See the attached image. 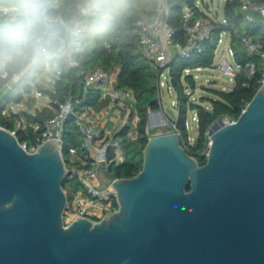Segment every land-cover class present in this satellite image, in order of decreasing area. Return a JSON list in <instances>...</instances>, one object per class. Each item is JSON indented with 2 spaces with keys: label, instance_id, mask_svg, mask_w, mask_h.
Returning <instances> with one entry per match:
<instances>
[{
  "label": "water",
  "instance_id": "obj_1",
  "mask_svg": "<svg viewBox=\"0 0 264 264\" xmlns=\"http://www.w3.org/2000/svg\"><path fill=\"white\" fill-rule=\"evenodd\" d=\"M208 134L201 164L157 129L142 169L113 181L118 209L66 224L60 139L31 152L0 125V264H264V84Z\"/></svg>",
  "mask_w": 264,
  "mask_h": 264
},
{
  "label": "trees",
  "instance_id": "obj_2",
  "mask_svg": "<svg viewBox=\"0 0 264 264\" xmlns=\"http://www.w3.org/2000/svg\"><path fill=\"white\" fill-rule=\"evenodd\" d=\"M54 0H44L43 6H48ZM58 8H48L52 14L62 13L66 16L77 14L86 24L84 51L74 54L79 65L71 66L66 58L59 59L61 78L54 86H49L37 81L39 74L44 72L46 63H25L0 69V90L8 83H12L9 90L0 97V125L16 131L21 143L26 142L31 146L36 142L46 129L48 121L54 116V108L58 102H64L70 96L82 97L84 74L101 66L107 70L118 72L116 87L119 89H132L137 97L136 110L139 116L137 123L138 135L134 139L128 138L131 124L125 125L118 133L121 139V148L125 153V159L120 163H112L106 172L109 178L133 177L143 167V150L149 141L148 125L150 110H159L161 106L154 101L159 95V70L151 67L144 57L140 43V32L135 22L140 17L151 16L158 0H105L101 4L104 17L84 14L80 6L87 4L88 0H58ZM198 0H172L170 22L177 29L176 40L185 41L183 32L182 7L188 4L195 10L196 17L207 16L201 7L196 5ZM213 1V0H212ZM263 3L264 0H255ZM225 19L215 22V29L211 38L206 41L202 53H194L189 58L176 57L170 64V77L172 84L179 92V114L175 123L181 132L182 141L187 139L188 111L196 110L199 116L198 137L195 145L187 151L195 156L201 164L207 160L203 152L207 149L210 127L220 118L229 117L238 119L248 103L254 97L262 85L261 79L264 71V59L257 53H251L242 43V38L251 37L255 42L261 43L264 49V18L257 16L256 21H249L242 10V0H227L224 6ZM223 33L230 36V46L235 52V61L243 66L242 72L237 76L233 88L223 91L214 90L216 98L208 99L210 108L204 104L190 102L189 96L183 90L182 76L185 68L213 67L219 39ZM110 44V47L107 46ZM255 64V74L250 75L247 66ZM185 79L196 87V81L192 75H185ZM49 97L51 103L43 108H36L34 113L24 112L23 122L26 129L16 126V117H7L3 111L14 103H20L31 92L33 86ZM29 96L28 99H32ZM110 96L101 98L100 89L89 91L77 108L84 109L91 106L97 110L107 107ZM39 125L36 129L35 126ZM63 152L68 154L70 146L81 150L83 140L79 127L74 118L69 117L64 125ZM114 153H110L112 158ZM69 200L81 188L77 178L66 177L63 184ZM118 208V202L115 200Z\"/></svg>",
  "mask_w": 264,
  "mask_h": 264
},
{
  "label": "built area",
  "instance_id": "obj_3",
  "mask_svg": "<svg viewBox=\"0 0 264 264\" xmlns=\"http://www.w3.org/2000/svg\"><path fill=\"white\" fill-rule=\"evenodd\" d=\"M227 0H225L226 2ZM196 5L199 7H206L207 16L196 17L195 10L188 4L182 7L183 32L185 34V41L176 40L177 29L170 22L172 0H158L156 7L153 9L151 16L140 17L136 20L135 26L140 32L139 43L144 57L148 60L151 67L159 70V103H161V86L165 83L161 79L170 75V64L174 58H189L194 53H202L206 41H208L215 29V22L225 19L215 18L218 14L213 8V1L198 0ZM59 1L54 0L48 8H58ZM46 7V9L48 10ZM84 14H91L95 7L89 4L80 6ZM242 10L245 17L249 21H256L257 16L264 18V2L258 3L255 0H242ZM98 11H103L101 5ZM58 19L68 22L69 26L75 32L73 43L67 48L64 55L58 57L53 61L46 63L44 72L38 75L37 81L49 86H54L61 78V68L58 66V60L66 58L71 66H78L79 63L74 58V54L84 51V40L86 35L87 24L77 15L66 16L62 13L53 14ZM223 33L219 39V46L223 43ZM242 43L247 47L251 53H257L264 59V49L261 43L255 42L251 37H243ZM110 47V44L107 43ZM228 52L223 53L217 62V66L221 71L228 75L231 83H236L237 76L242 72L243 66L238 64L235 59V52L233 48L228 45ZM204 67H196L201 70ZM194 68H185V75H192L196 81L195 75L192 74ZM169 70V73L165 72ZM247 70L250 75L255 74V64H249ZM118 72L116 70H107L101 66L94 68L84 74V85L82 97L70 96L64 102H58L54 108V116L48 121L47 129L37 137L36 142L28 146L26 142L22 143L28 151H36L37 148L50 138H59L62 145L64 144V125L69 117H73L75 124L79 127L83 140L81 142V150L77 147L70 146L68 154L63 158L66 162L67 176L70 178H77L81 188L75 193L72 200L68 201L65 210L66 224L71 223L77 217H87L94 221L101 220L107 212H112L118 208L115 206L117 200L116 191L112 184L115 178L106 176L110 165L112 163H120L119 157H125L121 148V139L117 136L121 129L130 123V114L135 113L137 120L136 104L137 97L132 89H119L116 87ZM261 83L264 84V71ZM93 89H100L101 98L110 96L111 100L107 107L94 113V108L91 106L84 109L77 108L81 105L82 100L86 98L89 91ZM164 94V93H163ZM41 97L46 96L40 92L34 85L31 92L26 94V97ZM24 101L14 103L8 106L3 113L7 117H16V126L26 129L22 124L23 113L26 112L23 107ZM51 101L49 102L50 105ZM161 110H163V106ZM210 108V107H207ZM127 110V112H126ZM153 116H159L160 122L167 123L155 110ZM149 112V117H150ZM161 112V111H160ZM197 112V111H196ZM162 113V112H161ZM163 114V113H162ZM113 116L117 118L113 120ZM197 123L199 116L196 113ZM237 119L224 117L225 124L235 122ZM113 123V127L109 124ZM174 123V122H173ZM137 123L130 128L128 138L134 139L137 137ZM39 125H36L37 129ZM178 132L177 124L174 123V129ZM16 133V131H13ZM181 133V132H180ZM197 140V139H196ZM196 140L189 135L187 139L182 141V145L188 150L192 145H195ZM211 139L209 142V149L205 153L209 155ZM114 156L111 158L110 153Z\"/></svg>",
  "mask_w": 264,
  "mask_h": 264
},
{
  "label": "clouds",
  "instance_id": "obj_4",
  "mask_svg": "<svg viewBox=\"0 0 264 264\" xmlns=\"http://www.w3.org/2000/svg\"><path fill=\"white\" fill-rule=\"evenodd\" d=\"M98 7L105 0H88ZM44 0H0V69L47 63L65 54L75 32L49 12Z\"/></svg>",
  "mask_w": 264,
  "mask_h": 264
},
{
  "label": "rangeland",
  "instance_id": "obj_5",
  "mask_svg": "<svg viewBox=\"0 0 264 264\" xmlns=\"http://www.w3.org/2000/svg\"><path fill=\"white\" fill-rule=\"evenodd\" d=\"M211 1L212 0H205ZM101 5V4H100ZM100 5L98 7H95V10L91 11V15H96L99 12L102 13L100 15V18H103L105 15L103 11H98L100 8ZM213 8L217 12V16L215 18L222 19L224 15V6H225V0H213ZM204 12H208V9L206 7H201ZM224 41L220 46H218L216 51V58H215V64L213 67H206L201 70L193 69L192 74L196 77V87H192L190 83L185 79V74L182 76V83H183V90L184 92L189 96L190 102H194L197 104H204L207 107H210V102L208 99L202 100L203 98H216L217 95L213 92L214 90H223L227 91L234 87L235 83L230 82V78L228 75L224 74L221 69L217 66V62L219 57L223 53L228 52V45L230 44V36L229 34H225L223 37ZM4 69V68H3ZM2 69V71H3ZM166 74L169 73V70L165 72ZM165 83V86H161V103L159 105L163 106V110L161 108L157 111H161L163 115L165 116V119L167 123H160L161 118L159 116H153L152 119L149 117V125H148V133L149 137L152 136V134L157 131V129H165V130H173L174 129V123L177 119V116L179 114V106H178V95L179 92L176 90V88L172 84V79L170 75H166V77H162L161 82ZM12 86V83L6 84L1 90H0V97L3 96L9 88ZM164 93V94H163ZM159 96V95H158ZM46 98L43 97H33L32 99H28L27 97L23 100V105L20 106L25 109L26 112L32 111L34 112V109L39 108V106L44 105V100ZM45 107V106H44ZM105 108V107H104ZM167 108H171L174 110L176 116L173 117L168 111ZM100 110H97L94 108V113L99 112ZM127 112V110H126ZM196 110L190 109L188 111V118H187V129L189 136L193 139H197L199 131H198V123L196 120ZM135 116V113L130 114V123L131 127L134 126V123H138L139 120H137ZM117 117L113 116V120H115ZM224 119V118H222ZM175 120V121H174ZM174 122V123H173ZM137 125V124H136ZM109 127H113V123L109 124ZM133 129V128H131ZM209 136V134H208ZM209 142H210V136L207 142V149H205L203 152L206 153L209 149ZM125 156V153H124ZM120 161H123L125 157L120 156Z\"/></svg>",
  "mask_w": 264,
  "mask_h": 264
},
{
  "label": "crops",
  "instance_id": "obj_6",
  "mask_svg": "<svg viewBox=\"0 0 264 264\" xmlns=\"http://www.w3.org/2000/svg\"><path fill=\"white\" fill-rule=\"evenodd\" d=\"M41 97H43V98H46L44 101V105L43 106H39V108L41 109V108H43L44 106H47V105H49V102H50V99H49V97L48 96H41ZM34 111H35V109H34ZM28 112H30V113H34V112H32V111H28Z\"/></svg>",
  "mask_w": 264,
  "mask_h": 264
}]
</instances>
